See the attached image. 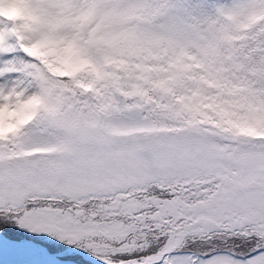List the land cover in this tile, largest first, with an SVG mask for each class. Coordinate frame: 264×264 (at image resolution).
Segmentation results:
<instances>
[{"label":"snow or ice","instance_id":"6c2138e0","mask_svg":"<svg viewBox=\"0 0 264 264\" xmlns=\"http://www.w3.org/2000/svg\"><path fill=\"white\" fill-rule=\"evenodd\" d=\"M0 264H264V0H0Z\"/></svg>","mask_w":264,"mask_h":264}]
</instances>
